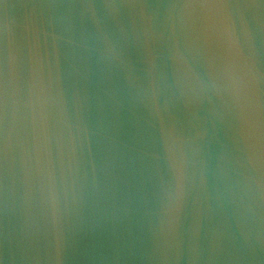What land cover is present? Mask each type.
I'll use <instances>...</instances> for the list:
<instances>
[{
  "label": "water",
  "instance_id": "water-1",
  "mask_svg": "<svg viewBox=\"0 0 264 264\" xmlns=\"http://www.w3.org/2000/svg\"><path fill=\"white\" fill-rule=\"evenodd\" d=\"M0 264H264V0H0Z\"/></svg>",
  "mask_w": 264,
  "mask_h": 264
}]
</instances>
